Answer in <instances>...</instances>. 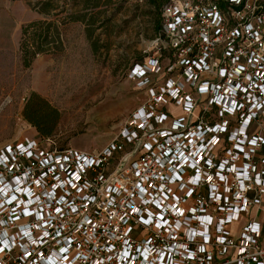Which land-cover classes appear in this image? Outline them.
Listing matches in <instances>:
<instances>
[{
	"label": "built area",
	"instance_id": "1",
	"mask_svg": "<svg viewBox=\"0 0 264 264\" xmlns=\"http://www.w3.org/2000/svg\"><path fill=\"white\" fill-rule=\"evenodd\" d=\"M260 1L170 0L103 148L0 147V264H264Z\"/></svg>",
	"mask_w": 264,
	"mask_h": 264
},
{
	"label": "rangeland",
	"instance_id": "2",
	"mask_svg": "<svg viewBox=\"0 0 264 264\" xmlns=\"http://www.w3.org/2000/svg\"><path fill=\"white\" fill-rule=\"evenodd\" d=\"M73 15L84 19L73 21ZM37 20L53 21L64 47L38 54L25 68L22 27ZM154 39L146 0H0V147L41 138L23 115L36 93L60 113L57 146L103 148L145 99L128 70L153 52Z\"/></svg>",
	"mask_w": 264,
	"mask_h": 264
},
{
	"label": "trees",
	"instance_id": "3",
	"mask_svg": "<svg viewBox=\"0 0 264 264\" xmlns=\"http://www.w3.org/2000/svg\"><path fill=\"white\" fill-rule=\"evenodd\" d=\"M146 1L149 5V13L154 24L156 38L161 33L162 29L163 8L170 0ZM260 3L262 9H264V0H261ZM43 5L44 9L49 11L52 3L47 1L43 2ZM71 19L73 21H79L84 18L82 16L73 15ZM63 47L64 43L61 32L53 21L37 20L29 22L22 27L19 49L21 53V62L25 68L31 66V63L38 54L53 52L54 49L62 50ZM143 59L140 58V60L135 61L132 65L142 62ZM23 115L25 119L36 127L41 138L51 139L54 142V146L58 149H64V147L57 146L54 141V133L60 120V113L47 102V100L36 93H32L24 106Z\"/></svg>",
	"mask_w": 264,
	"mask_h": 264
},
{
	"label": "crops",
	"instance_id": "4",
	"mask_svg": "<svg viewBox=\"0 0 264 264\" xmlns=\"http://www.w3.org/2000/svg\"><path fill=\"white\" fill-rule=\"evenodd\" d=\"M177 109V108H176Z\"/></svg>",
	"mask_w": 264,
	"mask_h": 264
}]
</instances>
